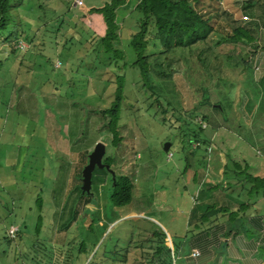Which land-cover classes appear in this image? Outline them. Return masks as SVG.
<instances>
[{"label": "rangeland", "instance_id": "374dc122", "mask_svg": "<svg viewBox=\"0 0 264 264\" xmlns=\"http://www.w3.org/2000/svg\"><path fill=\"white\" fill-rule=\"evenodd\" d=\"M106 1L12 3L18 43L0 38V264H123L126 252L125 264H153L152 232L167 237L165 222L183 221L176 203L188 197L182 171L208 175L209 157L218 153L228 170L230 160L264 165V0H197L214 32L170 52L152 38L147 84L132 65L130 42L142 19L135 0L118 9L120 36L111 45L121 57L100 40L108 29L102 15H87ZM237 25L250 26L258 46L229 43ZM118 75L123 100L114 145L103 111L115 99ZM207 136L212 145L202 142ZM97 142L106 145L103 160L112 158L115 176L132 180L129 203L110 200L112 177L103 168L93 172L89 199L80 194ZM215 174L212 183L228 190L226 177ZM10 227L17 228L13 238Z\"/></svg>", "mask_w": 264, "mask_h": 264}, {"label": "trees", "instance_id": "16d2710c", "mask_svg": "<svg viewBox=\"0 0 264 264\" xmlns=\"http://www.w3.org/2000/svg\"><path fill=\"white\" fill-rule=\"evenodd\" d=\"M13 1L15 0H0V38L3 40H8L10 38L17 39L16 42L18 43L20 34L14 32V26L12 24V14L10 12ZM196 1L197 0H140L136 4L134 9L142 15V19L140 20L138 31L132 35V39L130 42V45L136 55V60L134 63H132V65L139 67L144 83H148V76L150 73L151 62H149V58L152 56V54L147 53V50L152 38H156L160 41V45L163 47L164 52H170L174 49L189 48L193 47L196 44L203 43L206 41L208 36L214 32V28L210 24L211 17L209 15L202 14L197 9ZM126 2L127 0H110L102 7L94 8L91 10V12L101 13L103 15L108 29L106 36L101 38L100 40L105 48V51L108 53L113 52L116 57H121V51H118L116 49L113 50L111 44L118 41L120 36L116 24L117 10L122 5H125ZM5 33L6 37L4 36ZM227 38L229 43L231 44L236 45L244 43L252 45L254 47L258 46V43L255 39V33L250 26H234L231 29L230 34L227 35ZM255 52L256 50L253 49L250 54V66L252 64H256ZM1 64L2 63H0V66ZM123 77V75L117 76L115 99L111 103V106L103 111L104 115H107L109 117L108 125L109 130L112 133V143L114 145L116 144V142L120 141L117 127L120 119L121 104L123 100ZM217 107L213 108L217 109ZM180 124L182 125V127L185 125L188 126V123L183 119L182 121L180 119ZM202 142L206 145L211 144L210 138L207 137L202 139ZM103 161L112 166L111 157H108ZM230 165L233 167V170H228V164L225 165L224 169V176L226 178L229 177V180H232L229 183V189H235L237 185L235 181L243 179L242 181H240L243 182L241 183V188L248 189V192L256 193L258 191L264 190V177L252 175L249 172V166L247 164L242 166L235 161L230 160ZM111 187L110 200H112L114 205L120 206L131 201L133 195V182L129 177H127L126 175L116 176L115 182H112ZM218 190H220L222 194H226L227 191L226 188L224 189L218 184L209 183L207 181L203 183L197 196L199 204H196L190 212L189 223L191 225L194 224L197 227L198 224H204L207 220L206 215L211 214L210 210H219L220 206L215 200H220V197H213L214 200H212V202L210 203L204 202L206 194H211L212 196L213 194H218L220 196V191ZM80 194H82L81 190ZM82 195L84 197L87 195L89 199L92 194ZM221 205L222 208L220 210L226 211L227 208L231 207V201L224 203L221 200ZM233 217L234 215H231V218ZM152 236L161 240H164L166 238L165 235H161L159 233L155 235V233L153 234V232ZM160 252L161 251H158V249L154 250V252L152 253V258H155V256L159 255ZM124 258L125 262L123 264L128 261L127 252L124 255ZM157 259H159V257L155 258L152 263L158 264L157 262L159 260ZM88 264L94 263L90 261ZM98 264L107 263L106 260H103Z\"/></svg>", "mask_w": 264, "mask_h": 264}, {"label": "crops", "instance_id": "0c3cea01", "mask_svg": "<svg viewBox=\"0 0 264 264\" xmlns=\"http://www.w3.org/2000/svg\"><path fill=\"white\" fill-rule=\"evenodd\" d=\"M139 1L135 0L134 6ZM103 5L104 3L89 8L87 13L89 20L90 16L93 15L95 17L93 16L91 19L100 20L98 15L102 14L91 12V10ZM102 20L105 21L104 17ZM260 58H263L262 55ZM207 138H210L212 143V137L207 136ZM219 154L209 157L213 160L214 165L208 166V175L203 171L198 174L197 168L182 171L183 176L186 177L183 181V188L188 197L184 198L183 195H178L176 196V203L177 214L181 215L183 221L179 223L173 220L166 221L164 227L167 230V237L164 240L158 238L156 241L151 240L153 245L155 243L153 248L161 251L159 255L155 256V258L159 257L157 259L159 260L158 264H264V190L256 193L248 192V189L241 188L243 182L240 181L243 179L237 180L235 181L237 184L235 189H228L227 195L213 194L212 196L206 194L205 203L212 202L215 196L220 197V200H215L220 207L219 210H213L214 212L210 210L211 214L207 213L210 215H206L207 220L204 224H198L196 227L189 223L190 212L196 204H199L197 196L203 183L205 181L214 182L209 179L211 178L210 175L214 173L221 175L222 180L225 178L226 156L220 157ZM168 158H170L169 154ZM218 164H221L219 170ZM248 166L252 175L264 177V165L261 161L255 166L249 164ZM147 178L141 179L140 184L138 183L142 194L138 195L137 198H142L148 182ZM231 181L227 177L225 187H229ZM164 200L165 198H162V202ZM221 200L224 203L231 201V207L227 208L226 211L220 210L222 208ZM231 215L234 217L231 218ZM150 246L147 245V248L150 249ZM194 252H197V255H193Z\"/></svg>", "mask_w": 264, "mask_h": 264}, {"label": "water", "instance_id": "95a60500", "mask_svg": "<svg viewBox=\"0 0 264 264\" xmlns=\"http://www.w3.org/2000/svg\"><path fill=\"white\" fill-rule=\"evenodd\" d=\"M220 107V106H218ZM171 146V143L166 142L164 144V150L168 151ZM106 153V145L103 142H97L94 146V149L88 155V162L82 169L81 174V192L82 194H92L91 187H92V174L95 168H103L107 170L112 177V182H115V171L111 168V166L107 163L103 162V158Z\"/></svg>", "mask_w": 264, "mask_h": 264}, {"label": "built area", "instance_id": "2783aa9c", "mask_svg": "<svg viewBox=\"0 0 264 264\" xmlns=\"http://www.w3.org/2000/svg\"><path fill=\"white\" fill-rule=\"evenodd\" d=\"M75 4L80 6V5H83L84 3H83V0H76ZM244 18L248 19V16H245ZM18 46H19V48H23L24 47L22 45V43H20ZM257 69H259V66L257 67ZM171 156H172V153H169V157H171ZM16 232H17V228L16 227H10L9 230H8V236L10 238H13V237H15ZM193 255H197V252H194Z\"/></svg>", "mask_w": 264, "mask_h": 264}, {"label": "flooded vegetation", "instance_id": "af4514ba", "mask_svg": "<svg viewBox=\"0 0 264 264\" xmlns=\"http://www.w3.org/2000/svg\"><path fill=\"white\" fill-rule=\"evenodd\" d=\"M104 162V161H103ZM105 163V162H104Z\"/></svg>", "mask_w": 264, "mask_h": 264}]
</instances>
